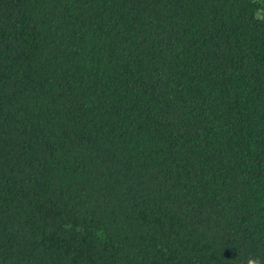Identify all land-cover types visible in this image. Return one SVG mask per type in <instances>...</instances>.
<instances>
[{
	"label": "trees",
	"instance_id": "16d2710c",
	"mask_svg": "<svg viewBox=\"0 0 264 264\" xmlns=\"http://www.w3.org/2000/svg\"><path fill=\"white\" fill-rule=\"evenodd\" d=\"M264 264V0H0V264Z\"/></svg>",
	"mask_w": 264,
	"mask_h": 264
},
{
	"label": "clouds",
	"instance_id": "9594fccd",
	"mask_svg": "<svg viewBox=\"0 0 264 264\" xmlns=\"http://www.w3.org/2000/svg\"><path fill=\"white\" fill-rule=\"evenodd\" d=\"M248 264H261V261L256 258V259H249Z\"/></svg>",
	"mask_w": 264,
	"mask_h": 264
}]
</instances>
